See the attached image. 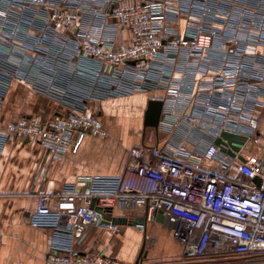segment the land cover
Returning a JSON list of instances; mask_svg holds the SVG:
<instances>
[{"label":"built area","instance_id":"built-area-1","mask_svg":"<svg viewBox=\"0 0 264 264\" xmlns=\"http://www.w3.org/2000/svg\"><path fill=\"white\" fill-rule=\"evenodd\" d=\"M84 1L0 0V110L14 82L60 107L0 123V152L14 138L76 153L85 136H106L91 102L155 89L163 104L149 128L168 138L132 145L120 175L65 184L55 209L38 195L30 225L52 233L43 264H124L76 244L86 228L117 231L116 212L139 209L137 228L160 212L191 257H264V0H232L236 14L221 13L220 0H187L181 36L165 28L178 12L171 0ZM196 74H208L204 85Z\"/></svg>","mask_w":264,"mask_h":264},{"label":"crops","instance_id":"crops-1","mask_svg":"<svg viewBox=\"0 0 264 264\" xmlns=\"http://www.w3.org/2000/svg\"><path fill=\"white\" fill-rule=\"evenodd\" d=\"M171 1L178 12L169 14L165 28L168 32H174L175 36H181L191 28L184 9L187 0ZM116 2L117 5H127L131 0ZM84 3L87 6L93 4L94 7L101 4L99 0H85ZM232 3V0H220L219 11L223 13L229 9L236 14L240 7ZM219 23L220 19L213 22L215 26ZM124 35L127 40L126 31ZM180 77L181 72L177 70L174 78ZM195 78L197 85H204L208 74H196ZM162 95V90L155 89L91 102L90 108L97 110L101 116L105 114V109L108 112V122L103 121L106 136H85L76 153L67 151L56 155L33 142L8 139L0 152V264L44 263L51 241V230L32 227L29 222L38 195L47 194L50 198L49 206L55 209V195L65 184L85 175H120L126 169L128 150L132 145L141 141L146 144L156 141H159V145L165 143L168 137L164 132L143 127L147 101ZM6 97L12 100L7 105V116L11 114L15 119L24 115L47 118L60 109L58 104L36 94L21 82H14ZM6 97L3 108L6 106ZM134 110L138 116L135 124L129 117ZM118 112L124 115L119 118L113 116ZM260 112L264 115V109ZM5 114H0V123L9 121ZM116 215L127 217L130 221L142 218L143 211L139 209L126 215L116 212ZM117 225V231L106 227L86 228L76 244L77 249L103 253L124 264H136L137 259V264H264V257L258 260L246 258L230 250L208 252L200 258L191 257L184 252L183 246L172 236L170 229L162 225L158 214L155 220L145 223V231L133 225ZM145 232L150 236V242L145 240Z\"/></svg>","mask_w":264,"mask_h":264},{"label":"water","instance_id":"water-1","mask_svg":"<svg viewBox=\"0 0 264 264\" xmlns=\"http://www.w3.org/2000/svg\"><path fill=\"white\" fill-rule=\"evenodd\" d=\"M162 100L159 99H149L146 103V108L144 111V116H143V127L144 129L146 127H153L156 128L159 120H160V115H161V109H162ZM99 210H101L100 207H98ZM158 218L161 219L162 215L159 212L158 213ZM112 221L115 224H128V225H137V224H141L143 221V217L141 218H136L134 220H128L127 217L124 216H115L112 218ZM138 260L136 261V264L138 263Z\"/></svg>","mask_w":264,"mask_h":264},{"label":"rangeland","instance_id":"rangeland-1","mask_svg":"<svg viewBox=\"0 0 264 264\" xmlns=\"http://www.w3.org/2000/svg\"><path fill=\"white\" fill-rule=\"evenodd\" d=\"M21 84H22V83H21ZM25 84H26V83H25ZM30 89H31V88H30ZM31 90H32V89H31ZM32 91H33V90H32ZM34 92H35V91H34ZM35 93L38 94V95H40V94L37 93V92H35ZM8 96H9V94H8ZM8 96H7V97H8ZM40 96H42V95H40ZM7 97H6V98H7ZM43 97H44V96H43ZM6 101H7V102H6V106H5L4 108L2 107V109L0 110V114H3L4 112H6L5 116H7V107H8L7 105H9V103L11 104L10 101H12V100L9 101V99L7 98ZM129 111H130V109H129ZM113 112H116V111H113ZM107 113H108V112H107V110L105 109V114L102 116V120H103V121H104V120L107 121V119H108V115H107ZM123 115H124V114H123V113H120V112H118V113H116V114H115V113L113 114V116L118 117V118H119V117H122ZM35 116H37V115H35ZM7 117H8V118H6V119H8L9 121H10V120H16V119L14 118V116H12L11 114H10V116H7ZM129 117L131 118L132 122L135 124L136 121H137V119H138V118H137L138 116H137V112H136V110L131 111L130 114H129ZM103 118H104V119H103ZM107 122H108V121H107Z\"/></svg>","mask_w":264,"mask_h":264}]
</instances>
